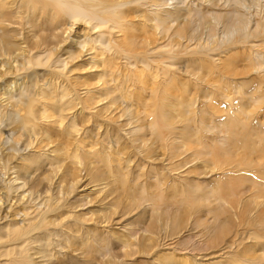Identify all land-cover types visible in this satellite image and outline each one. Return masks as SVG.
<instances>
[{"label": "rangeland", "instance_id": "374dc122", "mask_svg": "<svg viewBox=\"0 0 264 264\" xmlns=\"http://www.w3.org/2000/svg\"><path fill=\"white\" fill-rule=\"evenodd\" d=\"M112 2L120 4L111 18L114 28L109 24L110 29L101 33L80 21H67L55 15L56 11L42 22L46 27L52 25L56 37H50L49 46L51 63L57 69L55 77L50 79L41 70L32 78L22 72L12 77L11 70L0 66V105L4 106L0 110V158L16 155L8 162V168H12L18 167L26 156L47 154L52 148L43 135L57 129L52 123L38 120L32 130L21 131L15 124L18 107L13 106L14 102L6 106L3 93L13 95L19 86L27 92V86L34 84L32 91L48 90L51 97L55 95V100H59L58 95L67 91L70 95L65 103L78 104L62 114L63 131L71 123L78 127V132L69 138V149L79 146L80 153L111 154L110 167L119 169L123 173L119 176L126 178L125 182H118L119 176L117 181H110L116 184L114 192L133 195L136 206L140 205L125 215L121 206H107L101 202L97 191L100 188L88 184L90 181L79 166L74 192H65L64 183L58 190L57 197L72 206L55 223L61 224L62 235L45 240L39 237L42 244L53 243L47 253L39 251L40 243L32 245L35 250L29 252L30 260L33 264H98L102 261L95 249L84 251L88 246L82 244L96 246L98 240H93L92 234L100 236V226L122 225L136 233V250H142L144 239H152L153 260L147 259L145 264H264L251 258L264 256V234L258 223L251 222L259 214L264 218V36L234 44L236 33L229 36V24H218L211 16L230 15L229 20L234 11H239L250 20V29L257 22L264 26V0H244L245 5H238L236 0H109ZM8 3L4 4L5 11L20 12ZM39 14H14L16 32L32 36ZM163 24L168 25L163 28ZM180 26H185L184 35L178 33ZM76 39L79 45L70 48ZM65 63V70L61 71ZM4 70L9 73L1 77ZM80 102L85 103L84 110L80 109ZM131 129L134 132L130 141L126 131ZM24 145L28 149L24 150ZM66 158L65 155V164L70 166L72 158ZM30 166L31 171L35 170V165ZM59 175V170L54 175L50 168L17 194L4 198L6 190L0 188V215L7 211L16 214L15 222L27 224L32 214L28 218L23 214L32 213L35 205L46 199L45 190L46 194L55 193ZM13 177L0 163V178ZM22 190L26 191L24 200L16 196ZM28 191L32 197H27ZM199 204H203V215L208 209L224 207L228 213L219 215V222L228 220L226 224L236 213L239 222L233 223L231 230L238 233L221 238L225 233L218 231L221 235L216 236L210 231L214 221L204 230L196 229L203 221L181 224L179 232L173 228L177 212L183 215V207ZM113 211L117 213L114 216ZM250 212L252 215L245 216ZM77 215L84 222L74 224ZM48 229L52 230L51 226ZM121 235L116 233L114 237ZM211 236H221L222 240L213 242ZM226 238L233 250H225ZM70 246L83 251L82 255L77 254V260L69 259L73 248ZM116 249H112L113 258L103 259V264L117 260ZM3 254L2 238L0 264L7 262Z\"/></svg>", "mask_w": 264, "mask_h": 264}, {"label": "bare ground", "instance_id": "6f19581e", "mask_svg": "<svg viewBox=\"0 0 264 264\" xmlns=\"http://www.w3.org/2000/svg\"><path fill=\"white\" fill-rule=\"evenodd\" d=\"M7 1H10V4L8 3L10 8L16 6L15 10L19 9L20 12L5 11L4 4ZM236 3L240 5L242 3L244 4L245 2L244 0H236ZM119 7L120 4H116L114 2L109 3V0H0V66L3 68L5 67L6 69H8V71L11 70L12 77H15L19 72H22L25 74L26 77L32 78L33 75L35 76L38 75L36 74L38 73V70H41L42 72H46L51 79L56 76L57 69H55L54 67L55 65L52 64L53 62L51 63V58L53 57L52 56L53 54L51 52V49L49 48V46L52 44L50 37L52 38L54 37V39L56 37L52 32L53 31V29H51L52 25H50V27H46V24L43 25L42 22H45L47 17H53V11H56L55 15L62 16L65 19H67V21L70 22L80 21L92 27L94 30L98 31L99 33H101L103 29H110L109 24H111L114 28L111 18L113 17V15H115V12L119 9ZM29 12L35 15L36 13L40 12V14L36 24V31L33 32L32 36H24L21 33L16 32L13 26L15 24L13 15L14 14L24 15L27 13L29 14ZM234 13L235 14L231 15V19L229 20H227V18L230 15H223V14L211 15L213 17V21L216 20L218 24L219 22L222 23L223 25L225 24V26H228L227 24H229L230 31L227 29L229 31V32L227 31L229 36L231 34L233 35L234 32L236 33L235 34L236 38L235 39L233 38L234 44L235 43L244 44L248 39H251L255 36L258 35L264 36V26H261L260 23L257 22L254 24L253 28L250 29L251 27V23L249 22L250 20L247 21V19L244 18V16H242L244 14L241 15L239 11H234ZM189 24L190 21L187 20L186 27L188 29H189ZM167 25L168 24H163L162 27L165 28ZM178 33L184 35L185 26H180ZM252 33H254V35ZM229 38L231 39L232 37ZM76 45H79L77 39L76 41L72 42V46H70V48H73V46ZM83 47L84 46H82V48ZM101 53L102 52L98 53V55ZM96 57L97 55H95L94 58L96 59ZM101 64L104 65V62H101ZM66 65L67 63L62 64L63 69H61V71L65 70ZM5 71L6 70L2 72L1 77H5L6 74L9 73L8 71L7 72ZM8 81L10 82V80ZM46 85L47 83H44L42 86L45 87ZM21 87L22 86H19L17 91L13 95H8L6 94V92H4L2 95L5 97V101H7L6 106H8V104H10L11 102H14L13 106L17 105L18 107L17 112L19 116L18 118L15 119L16 121L15 124L19 126L20 130L25 133L27 132V129L32 130V126L37 125L38 120L42 122L44 121L46 124L49 125L52 123L53 127L57 129H52L49 131L48 135H43L44 137L47 138V143L50 140L49 143L52 148L50 150L51 152L48 151L47 154L42 152L44 154L26 156L25 159L21 160V163L19 164L18 167L14 166L12 168H8V162H10L11 157L16 159L17 157L16 155H14L15 157L14 156L6 157L5 160L4 157L0 158L1 168L3 170L11 171L14 174V177L12 179L7 178L4 180L3 178H0V186H1L0 188L3 191L6 190L5 193L2 192L5 194V195L3 194V198L6 196H12L13 193L17 194L20 189L24 188L27 184L29 185L30 181L31 183L34 182L33 180L36 181L38 178L37 175L46 172L50 168H51V172L54 171V175H56V172L59 170L60 175L58 177L55 193L53 192L51 193V191H49V194H46V190H45L44 193L46 199L42 198L40 201V205L37 206L35 205L32 213L23 214L25 218H28L29 215L32 214L31 218L27 221V224L22 225L19 222H15L13 219L14 217H16V214H10L6 211L7 213L4 212V214L0 215V234H1L0 239L2 238L4 239L3 256L7 261L6 264H33V262L30 260V254H29V252H34L35 250L33 248L35 246L32 245H37L38 243H40L39 251H42L43 253H47V248L49 247V245H51V243H53L51 242L48 245L44 243L42 244L41 242H38L39 237H43V240H45L46 237L51 239L56 237L60 238L63 229L61 224H55V223L58 220H62V217L65 215L64 211L66 209L70 210L72 206L71 204L66 202V199L61 200L57 197L58 190L60 189V185L64 183L66 185L65 192L69 194L74 192V186L77 185L78 183L77 179H78L79 166L82 167V169L84 170L87 181H90L88 184L93 183L95 184V187L100 188L97 191L102 197L101 202L105 201L107 206L115 209H117V206L118 207L121 206V208L123 209L122 212L125 215V213L127 212L130 213L133 210L137 209L140 205L139 204L136 206L133 195H124L118 193L117 191L114 192L115 190L114 188L116 184L111 183L110 181L113 178L115 179V181H117V176L123 173L119 169H112L110 167L109 161L111 154H109L108 156H102L97 151H93V152L81 151L80 153L79 146L69 149V147L72 144L69 138L78 132V127L74 123H71L69 126L66 127L65 131H63L64 117L62 116V114L64 112H69V110L73 109L74 107H77L78 105V104L73 105L71 102L65 103V101L68 99L70 95L69 92L66 91L61 95H58L59 100H55V95L51 97V92L48 90L39 89L37 93L35 91H32V87L34 88V84L32 85V87L27 86L28 88L27 92H25L24 90H20ZM118 101L120 102V105L123 103L121 96L118 97ZM79 104L81 110H84L86 108L85 103L80 102ZM91 105L94 106L93 103ZM3 107H4L3 105H0V110ZM133 130L134 129H131V131H126L128 137L130 138V141L132 140L131 138L133 137L132 136V133L134 132ZM35 134L36 133H32V135ZM45 146H47V144ZM25 149H28L26 145H24V150ZM180 149L181 148H177V150ZM8 151H11V148H8ZM67 153H69V155H67ZM50 154H53L51 158L49 156ZM65 155L67 156L66 159L72 158V160H70V164H71L70 166H66L65 164L66 161L64 159ZM18 158H20V156H18ZM30 165H35L34 167L35 170L31 171L28 168L31 167ZM47 165H49V168L46 167ZM61 165L63 167H61ZM100 166L106 168H100ZM5 175L6 174H4L3 177ZM20 176H22L21 179L19 178ZM26 178L28 179L27 181ZM125 181L126 178H124L122 175L119 176L118 182H125ZM17 182H21V184L20 183L17 184ZM22 191L23 193H20V195H16V196L24 200L23 198L25 197L24 194L26 193V191L24 190ZM112 194L113 196L111 197ZM32 195L33 194L31 191L27 192V197H32ZM219 200L220 203H222V200L221 199ZM85 204L87 203H84L83 205ZM257 204L259 205V203ZM261 204L259 206H261ZM202 205L203 204H199L198 206H192L189 208L183 207L182 209L183 215H180L179 212L175 214L179 216L175 217L173 221V228L177 229L179 232L181 231L180 228L181 224L194 225L197 222L203 221L197 226L196 229L202 227V229L204 230L205 227H207L212 223V221H214L215 224L212 226L210 231L213 230V233L214 235L216 234V236L221 235L216 232L224 231L225 235L223 234L222 237L213 236L214 239L211 236L213 242L222 240L221 238H225V236H228L227 238H231L238 233V231L232 232L233 230H231L232 224L235 222H239V218L237 217L236 213L232 215L231 222L229 224H226L225 222H227L228 220H226L224 223L219 222L220 219L219 215L224 216L225 214L228 213L224 209V207H218V209H216L217 208L216 207L215 210L208 209L207 215H203ZM216 210H218V213L216 212ZM140 213H141V217H143L144 209L140 211ZM68 214L70 216V213ZM116 214L117 213L115 211L111 213L112 216ZM194 215H197L198 217L194 219L193 217ZM250 215H252L251 212L245 216H250ZM260 216L261 215L259 214L253 220L251 219L252 221L251 220L249 221L253 223H258V226H260L259 231L264 234V218L263 217L261 218ZM80 217L81 216L77 215L74 218L73 223L78 224L84 222V219L83 218L81 219ZM202 218H204V220H201ZM102 219H105V221L108 220V218L105 217H103ZM105 221H101L100 223L105 224ZM229 225L231 226V228L228 227ZM50 226L52 230L48 229V227ZM107 228L108 230H105ZM99 229L100 230L102 229L101 230L102 234L100 236L95 237L94 234H92L93 240L95 239L96 241L98 240L96 242V246H92L88 244V242H84L82 246H86V247L88 246L89 248V249L85 248L84 251L91 250V252H93V249H95L94 253L98 254L100 261L104 262L105 259H109L108 257L113 258V252L115 251L116 248H117L116 250L118 251L117 253L119 255L114 258H117V260H112V262L110 261V263L108 264H145L144 262L145 260L147 259H150L151 261L153 260V258L152 259L150 258L153 249V246L151 245L152 239L150 237L144 239L142 243V250L140 249L136 250L134 248L135 244L133 242L136 240V233L134 232V230L130 228L122 227V225H120V227L118 228H112V226L111 227L100 226ZM116 233H122V235L114 237V234ZM149 233L152 234L153 232H149ZM227 238L225 239L226 240L225 250H228L230 248V245L228 243H230L231 241L230 240L227 241ZM70 247L73 248L70 249L69 259L77 260L78 256L80 257V255L77 254L81 253L82 255L83 251L79 247L78 248L74 246H70ZM234 247L235 246H233V248ZM91 252L88 251V253ZM214 255L216 254L214 253ZM236 256L238 257V253ZM251 258L254 261H260L264 263V256L262 258L252 256ZM156 260L157 259L155 258L154 261ZM235 261H237V259ZM102 262L98 264H103Z\"/></svg>", "mask_w": 264, "mask_h": 264}]
</instances>
